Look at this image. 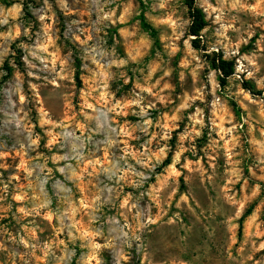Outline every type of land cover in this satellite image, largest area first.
Wrapping results in <instances>:
<instances>
[{
	"label": "rangeland",
	"instance_id": "obj_1",
	"mask_svg": "<svg viewBox=\"0 0 264 264\" xmlns=\"http://www.w3.org/2000/svg\"><path fill=\"white\" fill-rule=\"evenodd\" d=\"M141 1L0 0V264H264V0Z\"/></svg>",
	"mask_w": 264,
	"mask_h": 264
},
{
	"label": "trees",
	"instance_id": "obj_2",
	"mask_svg": "<svg viewBox=\"0 0 264 264\" xmlns=\"http://www.w3.org/2000/svg\"><path fill=\"white\" fill-rule=\"evenodd\" d=\"M193 1L194 0H189V13H190V16H191V23H190V27H189V31L191 34H194V35H197L198 31L204 26V20H203V17L201 15V13L199 12V10H197L195 7H193ZM140 2V5L142 6L143 3L141 0H139ZM24 10L26 11V5L24 4ZM28 14V12H27ZM138 20H139V25L140 27L146 31L153 39L154 41V44L156 45L158 43V37H157V30L147 21L144 13H143V10H141V12L138 14L137 16ZM220 63H222L223 61L222 60H219ZM219 67V66H218ZM219 69H221L219 67ZM9 70V68H8ZM78 79V76L76 77ZM220 82L222 84L225 83V79L223 77L220 78ZM164 164H169V158L167 157L165 160H164ZM251 212V206H249L244 214L240 217V222L242 221V219L250 214ZM241 227V223L239 224V228Z\"/></svg>",
	"mask_w": 264,
	"mask_h": 264
}]
</instances>
